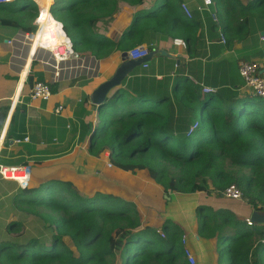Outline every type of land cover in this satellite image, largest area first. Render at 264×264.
<instances>
[{
  "label": "trees",
  "instance_id": "16d2710c",
  "mask_svg": "<svg viewBox=\"0 0 264 264\" xmlns=\"http://www.w3.org/2000/svg\"><path fill=\"white\" fill-rule=\"evenodd\" d=\"M145 2L54 0L48 14L61 24L80 56L104 58L168 37L183 38L190 50L202 39L197 35L200 18H188L180 0ZM213 2L219 21L211 28L231 38L244 37L254 18H264V0ZM0 6L31 10L24 17L29 24L16 19L0 22L36 30L32 21L38 10L33 0ZM124 7L134 16L114 40L107 32ZM159 88L163 92L157 96L129 81L112 88L101 105L110 107L106 111L97 107L96 122L82 121L80 138L88 136L89 153L107 152L112 163L131 173L146 170L166 193L222 194L227 185L235 184L251 208L264 212V97L232 93L220 99L200 91L186 76L177 78L171 94L168 87ZM79 105H90L87 96ZM194 121L198 126L189 132ZM2 122L0 115V126ZM24 129L25 107L20 105L7 135L22 139ZM225 161L249 173L227 169ZM12 203L20 215L8 224L9 235L0 241V264H115L118 255L119 264H190L181 243L184 229L178 223L166 219L160 227L143 224L133 202L111 194L96 191L88 196L70 181L49 179L37 187L21 188ZM27 215L34 216L30 222L22 217ZM198 216L197 234L216 239L217 264H252V254L264 264V223L248 225L227 208L203 205Z\"/></svg>",
  "mask_w": 264,
  "mask_h": 264
},
{
  "label": "crops",
  "instance_id": "0c3cea01",
  "mask_svg": "<svg viewBox=\"0 0 264 264\" xmlns=\"http://www.w3.org/2000/svg\"><path fill=\"white\" fill-rule=\"evenodd\" d=\"M151 1L146 0L145 4L150 5ZM180 1L187 2L193 15L200 18L202 28L197 35H202V39L191 44L190 50L186 43H174V39H183L181 37H168L145 45L150 52L149 58L137 64H133L128 56L132 47L104 58L78 55L61 24L48 14L54 0H33L38 10L36 19L32 21L37 25L34 32L0 22V115L3 117L0 165H30V186L37 187L46 180L58 179L72 182L88 196L99 191L131 201L136 205L143 224L160 227L166 219L178 223L184 229L185 246L192 251L197 264H217L216 239L197 234L198 207L217 209L229 206L230 200L245 202L241 210H237L238 218L245 220L254 211L247 201L216 192L166 193L146 170L128 172L112 163L107 152L94 156L88 151V136L80 138L82 121H97L98 110L90 100L91 95L101 83L109 80L114 79L116 87L129 81L133 86L144 87V93L154 96L163 92L159 87H168L171 94V87L179 76H186L200 91L203 87L212 88L220 99L232 93L238 96L250 93L238 64L244 60L264 61V40L261 39L264 18H254L244 37L225 35L224 43L220 39V31L211 28L210 11L214 6L200 12L197 9L200 0ZM30 11L0 6V21L16 19L29 24L30 21L24 22V17ZM133 16V10L124 7L108 29V32H113L107 34L117 40ZM114 22H118L119 27L114 26ZM24 33L34 34L37 39L24 41ZM124 52L127 56L123 55ZM36 80L49 82L53 87L49 100L30 96L32 83ZM86 96L90 105L84 109L79 103ZM20 105L25 107L23 136L29 139L16 142V136L8 137L7 134L14 110ZM59 106L62 108L56 111ZM19 128L18 122L14 133L17 134ZM20 190L15 181L0 177V241L9 235L8 224L18 220L19 210L14 208L12 200ZM205 200L207 202H203ZM252 258V264H258L256 255L252 254Z\"/></svg>",
  "mask_w": 264,
  "mask_h": 264
},
{
  "label": "built area",
  "instance_id": "2783aa9c",
  "mask_svg": "<svg viewBox=\"0 0 264 264\" xmlns=\"http://www.w3.org/2000/svg\"><path fill=\"white\" fill-rule=\"evenodd\" d=\"M15 0H0V4L2 3H9L13 2ZM201 4L197 8L198 10L204 11V9L211 8L214 6L213 0H200ZM180 7L184 14L188 16V18L193 17L192 9L188 5L187 2L181 1ZM210 16L212 18V21L214 23H218L219 19L216 14L215 8L210 11ZM220 39L222 42H226L225 35L220 32L219 33ZM37 39V36L30 33H24L23 34V40L24 41H35ZM262 40H264V35L261 37ZM175 44L179 45H185V42L183 39H174ZM149 54V50L145 45H136L128 50V56L131 59H140L142 57H145ZM239 72L243 78L244 85L248 88L250 91L249 94L264 97V61L258 62V61H240L238 64ZM57 75V73H56ZM203 91L205 92H213L212 88L209 87H203ZM53 87L49 82L36 80L32 83L30 96L33 99H41V100H49L52 95ZM62 107L59 106L56 111H59ZM198 126V122L194 121L189 129V132L196 129ZM29 138L27 136L23 137L22 139H16V142L21 141H27ZM31 173H32V167L28 164L26 165H20V166H4L0 165V177L7 180L15 181L18 184L19 188H25L29 185L31 181ZM222 195L225 197L233 198L235 200L239 201H247V198H245L241 192V190L235 185V184H229L227 185ZM245 222L250 225L251 221L250 218H246ZM160 235L163 237L164 233L162 231H159ZM181 243L184 247V256L186 257L187 261L190 264H195L196 260L194 255L192 254V251L186 247V237L183 235L181 237Z\"/></svg>",
  "mask_w": 264,
  "mask_h": 264
},
{
  "label": "water",
  "instance_id": "95a60500",
  "mask_svg": "<svg viewBox=\"0 0 264 264\" xmlns=\"http://www.w3.org/2000/svg\"><path fill=\"white\" fill-rule=\"evenodd\" d=\"M47 12V10H46ZM118 22H114L113 25L116 27H119L117 25ZM113 31H109L108 34L112 33ZM263 33V32H261ZM150 54V52H149ZM149 54L145 57L142 58H138V59H132L131 62L134 64L139 63L140 61L149 58ZM124 56H127V53L124 52L123 53ZM116 87V83L115 80H109L106 82L101 83V85H99L95 91L92 93L90 100L93 104H95L98 108H101L102 102L105 99L106 95L109 93V91ZM250 221L251 223L254 224H260V223H264V212L258 211V210H254L251 215H250Z\"/></svg>",
  "mask_w": 264,
  "mask_h": 264
},
{
  "label": "rangeland",
  "instance_id": "374dc122",
  "mask_svg": "<svg viewBox=\"0 0 264 264\" xmlns=\"http://www.w3.org/2000/svg\"><path fill=\"white\" fill-rule=\"evenodd\" d=\"M256 97H260V96H256ZM262 98V97H261ZM264 99V98H263ZM262 100V99H261ZM224 104H227V103H224ZM220 105V104H219ZM110 107V105L109 104H107V105H105V106H103V107H101V110L102 111H106L108 108ZM207 110L209 111L210 109L209 108H207ZM101 113H99L98 114V116L100 115ZM225 168H227V169H237V172H240V171H244L245 173H249V170L246 168V169H242V170H240L241 168H235L234 166H232V165H230L227 161H225ZM203 202H207V200H205V201H203ZM230 202V205L229 206H227L226 208H228L229 210H232V212H233V216L236 218H238V216H237V210H241V208L243 207V204L242 203H245V202H241V203H239V202H237V201H234V200H230L229 201ZM215 204V203H214ZM246 204V203H245ZM215 209V208H214ZM19 215H20V213H19ZM24 219H25V221L26 222H30V220L31 219H33V217L34 216H31V215H27V216H22ZM19 218V217H18ZM65 241H68V238L67 237H65ZM119 256V255H118ZM118 256H116L114 259H113V263H115V264H119L120 263V260H119V257ZM195 264H197V262H195Z\"/></svg>",
  "mask_w": 264,
  "mask_h": 264
},
{
  "label": "clouds",
  "instance_id": "9594fccd",
  "mask_svg": "<svg viewBox=\"0 0 264 264\" xmlns=\"http://www.w3.org/2000/svg\"><path fill=\"white\" fill-rule=\"evenodd\" d=\"M16 1V0H15ZM10 3V2H9ZM3 4V3H2ZM245 221V220H244ZM252 224V223H251Z\"/></svg>",
  "mask_w": 264,
  "mask_h": 264
}]
</instances>
